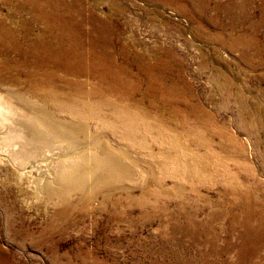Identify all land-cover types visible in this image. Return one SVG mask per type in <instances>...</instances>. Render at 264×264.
<instances>
[{"label":"rangeland","instance_id":"obj_1","mask_svg":"<svg viewBox=\"0 0 264 264\" xmlns=\"http://www.w3.org/2000/svg\"><path fill=\"white\" fill-rule=\"evenodd\" d=\"M54 1L59 9L48 12L75 5L73 0ZM75 1L84 10L76 15L84 26L76 43L97 72L77 78L50 68L57 76L52 85L80 97L89 87L107 88L98 78L106 69L131 72L130 79L143 90L144 70H149L161 82L156 93L160 104L171 102L170 116L160 107H145L150 105L148 97L140 96L146 105L133 108L150 113L161 132L166 124L172 128L167 141L173 143L176 137L177 149L171 150L165 139L159 142L163 149L146 135L148 149L123 156L131 178L141 183L138 193L148 203L142 209H117L112 201L95 200L70 208L68 223L43 235L59 198L42 199L32 194L30 182L18 183L1 144L0 264H238L242 235L247 233L245 204L239 198L264 202V0ZM28 4L30 0H0V36L4 41L19 39L24 49L29 39L53 28L37 20ZM86 18L93 24L85 23ZM58 28L57 23L51 29L54 38ZM8 58L23 65L15 53ZM26 69L0 73V90L8 100V90L25 92L21 84ZM76 83L84 89H76ZM47 108L58 114L54 107ZM153 119L137 118V123L144 129L152 127ZM88 125L85 141L92 144L98 125ZM105 128L102 143L124 153L136 150L120 131ZM55 146L52 153L42 148L48 160L44 155L36 160L50 182L56 180L58 158L65 151L61 143ZM160 161L167 166L162 168ZM147 172L163 177L162 183L148 181L154 177ZM131 184L124 182L126 194ZM250 253L251 264H264V249Z\"/></svg>","mask_w":264,"mask_h":264},{"label":"bare ground","instance_id":"obj_2","mask_svg":"<svg viewBox=\"0 0 264 264\" xmlns=\"http://www.w3.org/2000/svg\"><path fill=\"white\" fill-rule=\"evenodd\" d=\"M76 2L73 0L74 7L68 8L67 6L66 11L60 9L61 11L48 12L47 8L56 7L57 10L59 9L56 1L30 0L28 5L34 9V17L37 20L47 21L50 26H53L52 30L57 23L59 24L56 38H54L52 30L48 28L40 38L29 39L31 42L26 45L27 49H24L19 39L13 37L11 41H4L0 36V56H6V59L0 62V73L2 70L20 71L27 68L26 73L23 74L24 81L21 84V88L24 86L25 92L23 90L20 92L8 90L9 93H6L12 97L8 100L0 90V129H2L0 130V145L5 146L4 161L16 176L18 183L21 181V185H25L30 182L32 194L34 193L42 199L47 196H56L60 201L59 208L44 229L43 235L55 232L59 225H66L70 218L67 215L70 208L84 204L91 205L95 200L112 201L117 209L131 206L137 211L144 205L146 206L147 201L144 202L142 195L138 193L141 191V183L137 182V179L131 178L132 174L130 169L124 165L123 156L138 154L137 151L142 152L141 148H147L149 141L143 140L146 135L152 136L157 145H160L161 140L167 141V138H171L170 129L172 128L167 124V129L161 132L160 125L151 117L150 113L133 108V105H146L140 96L148 97L150 105L145 107H160L163 114L170 116L171 102L160 104L156 93L159 91L161 82L149 70H144L145 81L142 82L144 91L140 88L141 84L130 79L131 72L113 71L110 73L106 69L98 78L100 83L108 85L107 88L103 85L89 87L84 93L82 92L80 97L73 92L61 91L52 85V82L57 80V76L51 72L53 69L77 76V78L82 76L81 74L91 77L96 75H90L93 71L97 72L95 66L94 69L92 68L89 56L83 54L80 46L76 43V36L82 30L79 27H84L78 23L81 17L76 18V15L84 13V10L80 7L77 8ZM84 22L93 24L92 18H86ZM1 25L3 24L0 23ZM12 53L23 59V65L8 58ZM82 83H76L78 85L76 89H84ZM86 94L90 98L86 99ZM48 105L54 107L58 114L49 113ZM98 106L101 108H97ZM173 113H175L174 110ZM137 118L153 119L152 127L150 125L143 129L137 123ZM93 121L98 125L96 131L99 134L96 133L93 143L90 144L85 141V137L88 133V124ZM119 125L122 126L121 130ZM176 125L180 126V123ZM105 126L113 131H120L126 140L132 141V149L136 150L124 153L112 143H102L100 138L106 130ZM15 139L22 141L13 144ZM59 143L63 145L65 151L60 154L62 157L58 158L56 180L50 182L47 180L48 177L46 178L48 175L43 171L40 172L41 168L38 167L36 160L43 155L44 159L47 157L48 160L49 154L45 155L43 151L46 153V150L42 148H49L47 152L52 153L54 149L50 148L56 147L55 145ZM166 143L172 145L171 150L177 149L176 137L173 143L169 141ZM160 146L167 149L164 144ZM160 165L165 168L167 161L166 163L161 162ZM151 176L154 177V174L152 173ZM127 180L132 183L129 186L132 191L128 194L125 192L127 186L123 185ZM151 180L155 184L162 183L163 177L148 179V181ZM129 195L132 196V199H129ZM152 195L159 196L154 191ZM73 197H77L78 201H73ZM239 199L242 205L245 204L247 233L242 235L243 250L239 252L240 262L238 264H251L248 259V256L251 255L250 252L258 253L264 249V202L260 199L247 202L243 195ZM250 240H254L258 244ZM68 264H74V262H68Z\"/></svg>","mask_w":264,"mask_h":264}]
</instances>
